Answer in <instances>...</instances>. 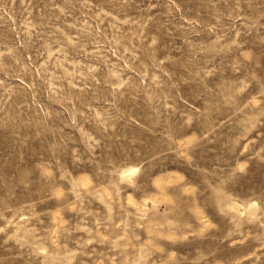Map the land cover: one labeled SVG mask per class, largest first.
Returning a JSON list of instances; mask_svg holds the SVG:
<instances>
[{
	"label": "rangeland",
	"instance_id": "rangeland-1",
	"mask_svg": "<svg viewBox=\"0 0 264 264\" xmlns=\"http://www.w3.org/2000/svg\"><path fill=\"white\" fill-rule=\"evenodd\" d=\"M0 264H264V0H0Z\"/></svg>",
	"mask_w": 264,
	"mask_h": 264
},
{
	"label": "bare ground",
	"instance_id": "bare-ground-1",
	"mask_svg": "<svg viewBox=\"0 0 264 264\" xmlns=\"http://www.w3.org/2000/svg\"><path fill=\"white\" fill-rule=\"evenodd\" d=\"M134 171H135V169L133 168V169L130 170V173H132V172H134Z\"/></svg>",
	"mask_w": 264,
	"mask_h": 264
}]
</instances>
